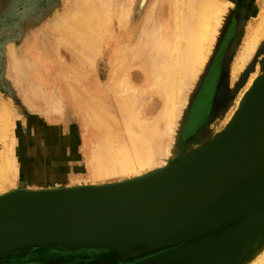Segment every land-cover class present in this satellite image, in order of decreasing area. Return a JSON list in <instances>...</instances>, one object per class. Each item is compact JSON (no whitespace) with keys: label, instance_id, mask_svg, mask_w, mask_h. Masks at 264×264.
<instances>
[{"label":"bare ground","instance_id":"bare-ground-1","mask_svg":"<svg viewBox=\"0 0 264 264\" xmlns=\"http://www.w3.org/2000/svg\"><path fill=\"white\" fill-rule=\"evenodd\" d=\"M77 1L80 4H78L79 7L85 10H78V12L74 14L66 11H58L55 17H52L53 31L56 34V38L53 37L57 39L60 44L69 45L76 54L79 48L82 52H85L91 45L98 42L95 37L100 40L103 36L105 39H110L112 38V34H114V30L109 23L112 20V9L110 8V4H113L112 2L109 3V0ZM141 1L142 7L146 0ZM153 1L151 6L154 7V4H156L158 8L154 10L150 6L152 9L149 10L150 12L146 10L148 13L146 17L144 16L147 19H153V23L148 28L149 24H147V20L146 31L145 29L141 31L138 30L139 34L143 32V34L141 33V36H144V41L142 42L147 41L146 43L149 46L148 50L145 54H142V52L140 53V49L136 51V47L141 40L138 39L134 42L133 40H136L139 34H133L128 38L130 50L128 49L129 45L128 47L126 46V41L122 43L123 45L120 43L118 49L116 48V52L112 56V66L114 69L111 71V78L109 77L111 80H107L110 81L107 90H102L98 87L90 89V87L86 85L91 82V75H89V72L84 71L82 68L74 67L71 70L68 69L69 66L64 68L61 64L58 68L64 70L62 74H59V77L64 74V78L61 76V79H58L59 81L55 82V84L53 82L51 83L54 84V86L49 89L48 94L50 96L52 94L54 95V91L56 90L57 92H55L60 95V99H62V101L60 100L61 102L59 101L60 103L58 102L61 105H58L56 101L58 107L55 109H58L57 112L52 107L51 112L53 113L54 109V113L57 114L59 111L61 113L64 109H73V112L77 116H80L85 124V131L81 143V148L84 150V165L80 166L84 173H79V175L73 179L77 187L102 188L115 185H127L129 183H134L136 180L152 181L160 179L157 177L162 175H157L158 171L168 170L169 173L172 174L178 172L183 164L182 155L188 158L190 154L193 155L196 150L199 149L198 147H202L203 143L205 144V142L213 141L225 134L227 129L230 128L235 121L234 119L238 115L237 113L242 106L241 104L244 103L249 92L255 87L257 80L264 76V56L257 58L255 61L257 62V66H254L251 73H245L247 67L250 66L255 56L260 52L262 43L264 42V0H261L258 16L250 24L242 50L233 64L235 82L232 85V92H234V94L238 93L237 88L240 80H243V77L248 75L246 80L247 83L245 82L246 87L236 103L238 104L237 108L222 129L214 131L213 129L209 130L205 127L195 137L184 142L185 137L181 134V136L179 135V128L181 129V127H179L178 118L182 115L184 109L188 107V100L191 97V92H189V90L193 85L195 86V83L203 75L221 37L222 30L229 16L233 13V3L235 0H163V3L160 2V0ZM164 1L166 4H164ZM150 7H148V9ZM145 18L144 20H146ZM150 22H152V20ZM146 25L141 24L140 26L145 28L144 26ZM117 27H127L122 18L119 19ZM148 29L149 31H147ZM44 34H46V31ZM48 35L51 34L48 33ZM141 36L139 38H141ZM44 38L45 40L42 39V42L43 40L44 42L46 39L48 40L49 37L46 38L45 36ZM49 41L50 40H48V42ZM44 44L45 46L47 45L46 42ZM144 44L145 43H143V45ZM10 45L11 44H9V46ZM48 45H51V43ZM31 46L34 45L29 43L26 51L28 54L27 56L31 57L32 61L27 57L28 61L24 63L23 57L19 58V51H17L16 56L15 53H13V64L17 66L19 71L27 70L29 76L31 75V77L37 79L43 78L45 79L43 82H45L47 80L46 78H48V72L52 74V70H49L47 67L50 61L49 58H51L52 52L53 55L55 54L56 56V51L55 53L52 51L53 49H43L41 51L34 48L32 49ZM143 48L145 47L143 46ZM146 49L147 48H145V50ZM96 53L89 59V64H87L89 67H94L97 60ZM77 55H81L79 51ZM89 56L88 54V57ZM76 59L78 60V58ZM140 60L141 64L139 69L134 70V65L139 64ZM61 63L63 64V61H61ZM10 72H12V70H10ZM10 72L9 75L11 74ZM14 73L15 71L13 70L11 75ZM55 73L58 76L60 71L56 69ZM139 74H143L142 83L139 82ZM14 76L15 75H13V77ZM26 84L29 83L27 82ZM30 85L31 84H29V87ZM34 85L38 86V84ZM35 86L32 85V87ZM37 89H39V87H37ZM37 91L39 92V90ZM37 91H34V93H37L35 94L36 96L38 95ZM23 93L22 95H24ZM28 94H31V92ZM107 94H112L114 97L110 96L111 99L107 101L105 96ZM42 95L43 91L39 97ZM110 97H108V99ZM31 98L33 99V97ZM234 99L229 100V104H231ZM50 100L53 99L50 98ZM24 101H26V99ZM29 103H31V101ZM34 109H36V107L33 108V110ZM50 109H48V113H51L49 112ZM46 110L47 108L43 111L45 112ZM15 112L17 113L18 111L13 110L9 99L0 94V140H3L1 142L5 141V143L8 139L10 140H8L9 147L4 150L3 153H0V200L18 191L22 192L23 190H27L36 192V190L43 191L45 189L31 188L30 185H26L20 180L19 162L16 152L14 151L15 140L14 136L10 137L15 127ZM182 118L180 120H182ZM198 140L202 141L195 145L194 142ZM18 148L20 149V147ZM259 148L260 147H252L251 150H257ZM36 149L39 148L36 147ZM262 150L264 151V148H262ZM183 161L185 162V160ZM256 163L264 166L262 159H257L249 162L248 168L250 169V166L252 167ZM30 166H32V164ZM254 170L256 171V175L260 173V168L258 166H256ZM232 172H235V176L240 178V170L235 169L232 170ZM211 186L214 187L213 184L209 185V187ZM46 190L48 189L44 191ZM184 192L185 190H182L180 194ZM245 192L246 190L239 191V189L234 186L230 188L229 193L234 196H239ZM185 201L188 200L185 199ZM173 208L185 209V206L181 202H174ZM216 208L217 202H209L192 212L190 217L209 214ZM175 215L170 219L171 222H169V224H172L171 227H177V225L183 222V220H180L178 216ZM238 217H241L238 222H242L248 217L250 218L244 223L242 228L236 227L237 222L235 226H231L215 234V231L220 228L222 224ZM154 223L155 222L147 220H138L134 223L132 228H163L161 225H155ZM169 224L167 223V225ZM263 231L264 198L258 202L251 204L247 203L223 216H217L191 228L175 233L173 232L165 236L150 234L128 238H95V240H98L97 242L100 241L101 245L105 248H111L120 252L119 254L123 258H129L130 255L137 256L147 251V254L144 256L145 259H143L140 264H218V261H214L217 256L219 259L221 253H219V250L224 246L223 243L230 240L235 233L239 232L233 252L227 259L229 264H237ZM46 242L49 241L17 244L2 251L0 257L24 247L48 246ZM179 242L184 243L171 246ZM242 264H264V237Z\"/></svg>","mask_w":264,"mask_h":264},{"label":"rangeland","instance_id":"rangeland-1","mask_svg":"<svg viewBox=\"0 0 264 264\" xmlns=\"http://www.w3.org/2000/svg\"><path fill=\"white\" fill-rule=\"evenodd\" d=\"M73 1L76 3H74ZM135 1L136 0H109V3L112 2L113 4H110V8L112 9V20L111 22H108L113 28L114 34H112V38L110 39H105L103 36L101 40L94 36L95 39L98 40V42L91 45L89 49H87V51L85 52H82V50L79 48L77 50V54L79 51L82 55L81 56L77 55L76 52L70 48L69 45L60 44L57 39H55L56 34L53 31L52 24V17H55L58 11H66L73 14L78 12V10L80 11L82 8L79 7L80 4L77 0H0V94L9 99L13 110L18 111L17 113L15 112V127L10 137L14 136V151L16 152V156L19 162L20 180H22L21 182H23L24 184H28L31 188L34 189H48L46 191L62 190L63 188H80L79 186H75L73 179L77 175H79V173H84L83 169L80 166L84 165V150L81 148V143L83 139V133L85 131V124L84 121L80 118V116H77L73 112V109H64L61 113L59 111V113H57L58 115L55 114L54 109L57 108L58 105H61L59 103L62 101V99H60L61 97L56 93V90V92L54 91L55 96L53 94L50 96L48 92L49 89L53 88L55 82L59 81L58 79H61V76L62 78H64V74L59 77V74H62V71L64 70L58 68L60 64L64 68H67L69 66L68 69L71 70L74 67L82 68L84 71L89 72V75H91V82L86 85L90 87V89L98 87L102 90H107L110 83V81L107 80H111L110 74L112 73L111 71H113L114 69V67L112 66V56L116 52V48L118 49V45L120 43L121 45H123L122 43L125 41L127 42L126 46L128 47V38H130L133 34L138 35L139 31L143 29H145L146 31V21L148 20V28L153 23V19H151L152 22H150V18H145L147 13L150 12L149 10H151L152 8L154 10L158 8V5L156 4H154V7L151 6V4H153L154 2L153 0H146L145 4L142 7L141 0H137L136 2ZM160 2L163 3V0H160ZM260 2L261 0H235V2L233 3V13L229 16V19L222 30L221 37L214 49V52L208 62V65L205 68L203 75L195 83V86L193 85L189 90V92H191V97L188 100V107L184 109L185 112L183 111L182 115L178 118V124H180L179 127H181V129L179 128V135L181 134L183 137H185L184 142L195 137L205 127H207L209 130L213 129L214 131L222 129L227 123L230 116L237 108L238 104L236 103L246 87V80L248 75L243 77V80H240L238 84L239 86L237 88L238 93L234 94V92H232V85L235 82L233 64L235 62L236 57L242 50L243 43L246 34L248 33L250 24L258 16ZM164 4H166V2ZM148 7L150 8L148 9ZM83 10L85 9H82L81 11ZM120 18L123 19V22L125 23V25H127V27H117ZM144 18L146 20H144ZM141 24H145V28H142L143 26L141 27ZM45 31L46 34H44ZM147 31H149V29ZM48 33L51 35H48ZM141 33L143 34V32H140L139 37L142 35ZM45 36L46 38L49 37L48 40H50L49 42L51 43V45H48L50 43L46 39L45 42L47 45L45 46ZM139 37L136 40H133V42L139 39L141 41L140 43H138V46H141L142 48L144 46L147 49L145 50V48L142 49L141 47L139 48L137 46L136 51H139L138 49H140V53L142 52V54H145L149 46L146 43V39V42H142L144 41V36H141L142 39ZM42 39H44V43L42 42ZM29 43L34 45L31 46L32 49L34 48L41 51L43 49H53L52 51H54V53L56 51V56L55 54L53 55V52L51 51L52 56L51 58H49L50 61L48 62L47 67L49 68V70H52V74H49L48 72V78H46L47 80L45 82H43V80H45L43 78L37 79L35 77H31V75L29 76L27 70L19 71L17 66L13 64V53H15L16 56L17 51H19V58L23 57L22 59H24V63L28 61L27 57L30 59V61H32L31 57L27 56L28 54L26 51V48ZM143 43L145 44L143 45ZM9 44L11 45L9 46ZM128 49L130 50V45ZM95 53L97 54V60L95 62V65L94 67H89V65H87L89 64L88 61ZM88 54L90 55L89 57ZM74 56L78 58V60ZM262 56H264V42L262 43L260 52L255 56L250 66L247 67L245 73H251L253 71L254 66H257V62L255 61L258 57ZM60 60L63 61V64ZM140 64L141 60L139 64L134 65L133 69H139ZM6 68L13 69L7 70ZM56 69L57 71H60V73H58V76L56 74L57 72L55 73ZM10 70H12V72H10ZM13 70L15 71L13 75H15L14 77L16 79L13 77V75H11L13 73ZM9 72L11 73L10 75ZM138 77L139 82L142 83L143 74H139ZM263 78L264 76L257 80L255 87L249 92L248 96H250L253 91L255 92L257 86L262 83ZM27 82L31 84V88L29 87V84H26ZM52 82L54 84H51ZM34 84H38V86H35ZM102 84L105 86H103ZM18 85H21V89ZM32 85L35 87H32ZM37 87H39V89H37ZM26 88H28L29 90ZM37 90H39L40 93ZM34 91L38 92L37 96L35 95L37 93H34ZM42 91L45 98L43 97V95L39 97V95L42 94ZM25 92L27 95L25 94ZM30 92L31 94H28ZM22 93L24 95H22ZM49 96L53 100H50ZM105 96L108 101L113 95L107 94ZM31 97H33V99ZM108 97L110 98L108 99ZM25 99L26 101H24ZM232 99L234 100L231 104H229V100ZM30 101L31 103H29ZM56 101L57 103L60 101L58 105ZM25 102L28 105H26ZM244 104L245 101L241 104L242 106L240 107V110L237 113L238 115L236 117L240 115L243 106H245ZM31 105L34 107H32ZM35 107L36 109L33 110V108ZM51 107L54 108L53 113L51 112ZM46 108L47 110L44 112L43 110H45ZM48 109H50L49 112L51 113H48ZM55 110L57 112L58 109ZM181 118L182 120H180ZM8 140L6 143L5 141L1 142L3 140H0V153H3L4 150L9 147ZM201 141L198 140L194 143L196 145L199 144ZM207 143L208 142H205V144L203 143L202 147H198L199 149H197L193 155L190 154V157L188 156V158L187 156L182 155L181 157L183 164L180 169L189 166L192 162L191 159L194 158L195 155L197 156L199 152L206 146ZM18 147H20V149ZM36 147L39 149H36ZM53 150L54 152H56L54 153ZM183 160H185V162ZM31 164L32 166H30ZM157 173V175H165L166 173H169V171H158ZM137 181L141 180H136L134 182ZM29 192L31 191L23 190L22 192L18 191L15 193L27 194ZM240 218L241 217H238L228 222H225L221 225L220 228L215 231V234L231 227L232 225H235L240 220ZM238 234L239 232L235 233V235H233L230 240H227L223 243L224 246L222 247V249L219 250V253L221 252L219 259L217 256L214 262L218 261V264H226L227 259L233 252ZM263 237L264 231L258 236V238L254 241L252 247L245 253V255L242 256V258L237 264H242L248 258L251 252L259 245ZM183 243L184 242H179L176 244H172L171 246L181 245ZM13 252H11L9 255H3L2 257H0V264H140L141 261L145 259L144 256L147 254V251H144L138 254L137 256L130 255L129 258H123L120 256V252L111 248H105L104 246H70L65 243L57 242L44 247H24L21 249H17ZM227 264H229V261L227 262Z\"/></svg>","mask_w":264,"mask_h":264},{"label":"water","instance_id":"water-1","mask_svg":"<svg viewBox=\"0 0 264 264\" xmlns=\"http://www.w3.org/2000/svg\"><path fill=\"white\" fill-rule=\"evenodd\" d=\"M244 105L225 134L208 142L189 166L176 173L127 185L6 196L0 200V253L25 242L103 246L95 238L165 236L260 201L264 198V166H248L257 159L264 164V78ZM256 166L260 168L258 175ZM235 169L240 170V178L232 172ZM211 184L214 187H209ZM234 186L246 192L234 196L229 193ZM182 190L185 192L180 194ZM174 202L183 203L185 209L173 208ZM209 202H217V208L190 217ZM174 215L183 220L177 227L169 224ZM249 218L236 227L242 228ZM138 220L155 222L163 228H132Z\"/></svg>","mask_w":264,"mask_h":264}]
</instances>
